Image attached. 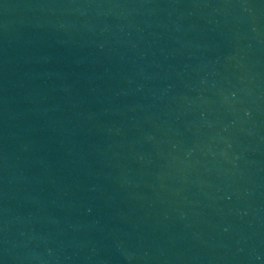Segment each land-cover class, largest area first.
Wrapping results in <instances>:
<instances>
[{
    "label": "water",
    "instance_id": "95a60500",
    "mask_svg": "<svg viewBox=\"0 0 264 264\" xmlns=\"http://www.w3.org/2000/svg\"><path fill=\"white\" fill-rule=\"evenodd\" d=\"M0 264H264V0H0Z\"/></svg>",
    "mask_w": 264,
    "mask_h": 264
}]
</instances>
